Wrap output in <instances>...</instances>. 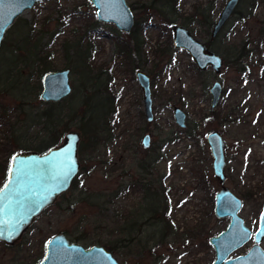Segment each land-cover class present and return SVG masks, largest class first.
Returning <instances> with one entry per match:
<instances>
[{
  "label": "rangeland",
  "instance_id": "1",
  "mask_svg": "<svg viewBox=\"0 0 264 264\" xmlns=\"http://www.w3.org/2000/svg\"><path fill=\"white\" fill-rule=\"evenodd\" d=\"M125 1L133 17L129 33L138 40L137 51L133 49L129 57L117 55L111 41L116 33L127 41L128 33L97 20L89 0L37 1L3 34L1 52L6 45L12 50L17 35L28 29L40 37L44 56L50 54L45 59L49 71L69 69L77 113L59 128L63 130L59 142L66 131L81 136L78 116L86 105L84 98L103 85L108 88V114L105 133L92 150L91 142H83L90 157L83 158L77 149L79 170L82 158L85 171L77 177V187L69 186L48 205L14 247L0 244V264H39L47 242L57 233L84 248L102 246L120 264H211L215 252L208 239L228 223V217L218 218L212 211L219 188L205 140L212 130L224 141V185L242 201L238 214L243 223L252 233L256 229L264 202V0H238L234 14L214 37L209 35L210 26L225 0H180L174 4L177 13L167 17L172 24L152 8L148 16L143 14L137 5L150 0ZM153 1L158 5L161 0ZM173 24L183 25L221 57L217 72L209 66L197 69L187 52L173 47ZM75 46L80 48L76 58ZM16 55L27 56L24 50ZM85 56L82 68L79 61ZM10 62L0 56V75ZM29 64L20 70L29 87L23 98L0 86V182L5 180L10 156L33 150L23 148V142L40 134V126L24 115L45 106L38 97L40 66ZM135 70L149 78L150 121L144 116ZM213 81L220 83L221 91L210 109L208 88ZM68 104L67 99L62 103L65 108ZM88 104L99 116L100 99L92 95ZM173 106L183 111L184 127L175 123ZM145 133L151 139L143 149L140 138ZM112 190L121 193L110 200L106 195ZM118 218L131 222L133 240L120 232V222L109 223ZM109 240L116 241L113 252L103 245ZM247 241L228 258L245 255L254 244L252 237ZM261 241L264 250V236Z\"/></svg>",
  "mask_w": 264,
  "mask_h": 264
},
{
  "label": "water",
  "instance_id": "2",
  "mask_svg": "<svg viewBox=\"0 0 264 264\" xmlns=\"http://www.w3.org/2000/svg\"><path fill=\"white\" fill-rule=\"evenodd\" d=\"M40 0H0V42L5 30L14 19L25 9L30 8ZM95 8L96 19L101 22H111L115 28L123 33H129L133 26V17L125 0H89ZM238 0H225L210 28V36L218 34L225 23L234 14ZM171 42L173 47L183 49L196 68L204 70L207 66L217 72L222 64L221 57L210 50L203 42L195 39L187 29L178 24L171 26ZM69 69L47 71L42 74L40 80L39 98L43 102H57L66 98L71 93L69 84ZM142 94V105L146 121L153 118L151 112V94L149 80L146 74L140 70L134 72ZM221 91L218 81H213L208 88L210 94L209 108L216 105ZM172 115L179 127H184L185 115L183 111L173 106ZM80 135L76 131H66L59 143L49 147L45 151L20 150L14 152L9 159L4 184L0 189V243L14 245L22 233L29 227L32 221L56 198L65 192L79 171L77 146ZM206 143L211 156V171L219 188L213 196V214L218 217H228L225 228L214 236L209 237V243L214 249L215 258L212 264H264V251L260 247L263 236L258 235L264 230V202L257 218L256 229L251 230L243 223L238 212L242 201L236 197L225 185V154L224 141L220 133L212 130L205 135ZM150 135L144 134L140 138L143 149L148 148ZM15 158V159H14ZM23 166L27 175L21 179L19 185L13 183L12 188L5 189L14 176L18 166ZM71 166L73 174L67 182L57 188L54 177ZM20 200L22 207L17 204ZM11 232V236L9 233ZM247 233L244 236V233ZM45 246V253L39 264H120L118 260L104 247L91 246L84 248L72 243L63 233L53 235ZM244 238L241 239L240 237ZM252 237L254 246L243 256L232 259L228 257L235 250L244 246Z\"/></svg>",
  "mask_w": 264,
  "mask_h": 264
},
{
  "label": "trees",
  "instance_id": "3",
  "mask_svg": "<svg viewBox=\"0 0 264 264\" xmlns=\"http://www.w3.org/2000/svg\"><path fill=\"white\" fill-rule=\"evenodd\" d=\"M160 1V0H158ZM180 0H161L160 4L155 5L156 2L153 0H150V2H143L140 5H137L139 8L143 9V14L148 16V10L149 8H152L156 14L162 19L168 21L169 24H172L171 20H168V16L171 14L177 13L176 11L179 8H174V4H178ZM177 2V3H176ZM137 6H131L132 9L137 8ZM169 7V8H168ZM194 14V13H193ZM191 14V15H193ZM196 15V14H194ZM212 15V12H211ZM210 17V16H209ZM19 27V26H18ZM30 28V27H29ZM12 30L9 31L11 33ZM13 32V31H12ZM264 33V32H263ZM12 34V33H11ZM21 35V36H20ZM126 38H128L127 41L122 40L118 34L116 33L112 38L111 41L114 44V49L117 55L123 56V57H129L130 53L135 49L137 51V45H138V40L136 39L135 36H131L130 33L125 35ZM18 40L17 42H13L14 48L11 50V48H7L8 46H4L2 48V52L0 51V56H7L11 59V62L8 66H6L4 69L1 68L2 74L0 75V86L6 88L8 91H12L13 94L16 96H19L20 98H23V96L26 94V92L29 91L28 87V80L21 79L20 75V70L21 67H30V62L31 65L33 66L34 63L38 64L40 66V73L42 72L45 73L50 70L46 63V57H48L50 54H46L44 56V53L46 50H43L44 45L39 44L38 40H40V37H35V34H32L31 31L27 29V31L23 34H18L17 35ZM37 39L36 40L34 39ZM34 40V41H33ZM131 43V49L129 48V43ZM66 48V47H65ZM67 49V48H66ZM78 46L74 47V58L77 57ZM19 50H24L25 54L27 56L19 58L16 53ZM3 53V54H2ZM21 53V52H20ZM86 56L83 57L81 61H79V64L83 66L82 68H85V66L82 64L83 61L85 60ZM33 62V63H32ZM29 64V65H28ZM1 65V64H0ZM3 67V66H2ZM83 70V69H82ZM81 72V71H80ZM84 72V71H82ZM81 74V73H80ZM86 74V73H85ZM99 81H97V84ZM96 83L94 84V86ZM39 88V84L37 86ZM108 91V88H106V85L101 86V88H97L94 93L86 95L87 101L86 103H83L85 107L82 109L81 114L78 116L81 124L78 126V129L81 131V136H80V141L78 145V153L79 155L84 157L89 158L90 155H88V148L87 153L85 151V148L83 147V142L88 141L91 142L93 146L90 147V150L94 147L95 142L97 141V138L100 139L102 135L105 133V125H106V119H107V114H108V104L107 102V94L106 92ZM70 93L66 98L61 99L60 101L57 102H42L45 106L43 108L38 107L33 114H30L29 112H25V120H31L35 122L38 126H40V134H37L36 136L33 137L32 140H25L23 143V148L25 149H33L38 152L45 151L49 147L57 144L60 140L61 133L63 130H59V128L63 127L64 125L67 124V121L69 119H72L73 116H76V109H75V104L72 103L74 101V97ZM90 95V96H89ZM92 95H96L101 103H102V111L99 116L94 115L93 110L89 106V99ZM89 96V97H88ZM39 97V96H38ZM72 97V98H71ZM71 98V99H70ZM69 100L68 106L66 108L62 105V103L65 100ZM73 99V100H72ZM41 102V100H39ZM94 120V121H93ZM89 124V127L87 128L86 125ZM24 128H28V126H24ZM32 141V142H31ZM32 143V144H31ZM86 153V154H85ZM85 155V156H84ZM84 160L81 158L82 166L80 167V170L76 174V176L72 179L70 183V187H77V183L79 180H77V177L82 174V170H84ZM95 165L91 166V168H94ZM85 173V171L83 172ZM6 177V176H5ZM4 177V178H5ZM140 186L144 185L143 188L144 190L147 188V183H139ZM126 186V185H125ZM124 186V187H125ZM123 189V187H122ZM120 190H112L110 194H107L106 196H110L111 199H115L118 197ZM121 193V192H120ZM110 201L107 200L105 203H109ZM118 222H120V232L123 234L128 235L129 241L131 240L130 238V233H131V222L128 219H121L119 221L118 219L112 220L109 223L113 225L114 223L117 225ZM106 225V224H105ZM127 237V236H125ZM133 240V238H132ZM103 244L105 247H108V249L113 252L114 249L116 248V241H106Z\"/></svg>",
  "mask_w": 264,
  "mask_h": 264
},
{
  "label": "snow or ice",
  "instance_id": "4",
  "mask_svg": "<svg viewBox=\"0 0 264 264\" xmlns=\"http://www.w3.org/2000/svg\"><path fill=\"white\" fill-rule=\"evenodd\" d=\"M9 171H10V174L12 176H14L15 179H14V181L10 180L9 183L4 186L5 189L12 188L13 187V183L19 185L20 182H21V179L27 175V173L25 172V170H24L22 165L18 166L15 169L14 172L12 171V169H10ZM72 174H73V169H72V167L70 165L67 166V168L65 170H63L60 173H58L54 177L57 188H60L62 185H64L67 182V180L70 177V175H72ZM2 191L3 190L0 189V192H2ZM17 204L20 205L21 207L23 206L20 200H17ZM262 217H264V213H262ZM0 234H2V233H0ZM246 235H247V233L245 232L244 236H246ZM258 235L264 236V230L259 231ZM9 236H11V232L9 233ZM240 238L243 239L244 237L241 236Z\"/></svg>",
  "mask_w": 264,
  "mask_h": 264
},
{
  "label": "flooded vegetation",
  "instance_id": "5",
  "mask_svg": "<svg viewBox=\"0 0 264 264\" xmlns=\"http://www.w3.org/2000/svg\"><path fill=\"white\" fill-rule=\"evenodd\" d=\"M202 10H204V9H202ZM204 17H205V15H204ZM207 17H208V15H207ZM205 20H206V18H205ZM205 20H204V21H205ZM214 20H215V19H214ZM214 20H213V22H214ZM207 22H208V21L206 20V23H207ZM213 22H212V23H213ZM173 25H174V24H173ZM178 25H179V24H178ZM211 25H212V24H211ZM182 26H183V25H182ZM210 28H211V26H210ZM187 31H188V30H187ZM209 33H210V30H209ZM209 35H210V34H209ZM215 36H216V35H215ZM204 44H205V43H204ZM205 45H206V44H205ZM206 46H207V45H206ZM207 47H208V46H207ZM208 48H209V47H208ZM210 50H211V49H210ZM135 71H136V70H135ZM135 71H134V72H135ZM141 72H142V71H141ZM144 74H145V73H144ZM147 77H148V76H147ZM148 80H149V78H148ZM137 84H138V83H137ZM149 89H150V84H149ZM150 94H151V90H150ZM141 98H142V94H141ZM151 101H152V100H151ZM142 106H143V105H142ZM151 106H152V104H151ZM214 107H215V106H214ZM143 112H144V111H143ZM145 134H146V133H145ZM147 134H149V133H147ZM149 135H150V134H149ZM150 139H151V136H150ZM6 171H7V170H6ZM4 181H5V180H3V181L0 182V188H1V186L4 184ZM21 238H22V237H21ZM19 241H20V240H19ZM19 241H18V242H19ZM18 242H17V243H18ZM17 243H15V244H17ZM0 244H3V243H0ZM15 244H14V245H5V244H3V245H5L6 247H14ZM253 246H254V244H253ZM253 246H252V247H253ZM252 247H251V248H252ZM260 247H261V245H260ZM251 248H250V249H251ZM261 248H262V247H261ZM263 251H264V250H263ZM240 256H243V255H240ZM214 258H215V257H214ZM213 261H214V260H213ZM213 261H212V262H213ZM211 264H212V263H211Z\"/></svg>",
  "mask_w": 264,
  "mask_h": 264
}]
</instances>
